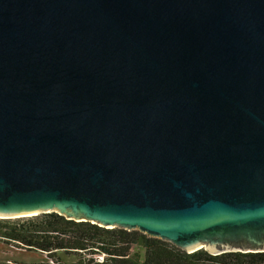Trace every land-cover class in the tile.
Returning a JSON list of instances; mask_svg holds the SVG:
<instances>
[{
	"label": "water",
	"instance_id": "1",
	"mask_svg": "<svg viewBox=\"0 0 264 264\" xmlns=\"http://www.w3.org/2000/svg\"><path fill=\"white\" fill-rule=\"evenodd\" d=\"M50 212L264 252V0H0V218Z\"/></svg>",
	"mask_w": 264,
	"mask_h": 264
},
{
	"label": "trees",
	"instance_id": "2",
	"mask_svg": "<svg viewBox=\"0 0 264 264\" xmlns=\"http://www.w3.org/2000/svg\"><path fill=\"white\" fill-rule=\"evenodd\" d=\"M0 240L53 264H264V252L187 253L137 230L105 228L56 213L0 219Z\"/></svg>",
	"mask_w": 264,
	"mask_h": 264
},
{
	"label": "rangeland",
	"instance_id": "3",
	"mask_svg": "<svg viewBox=\"0 0 264 264\" xmlns=\"http://www.w3.org/2000/svg\"><path fill=\"white\" fill-rule=\"evenodd\" d=\"M0 264H53V262L44 254L19 248L16 244H7L0 240Z\"/></svg>",
	"mask_w": 264,
	"mask_h": 264
}]
</instances>
